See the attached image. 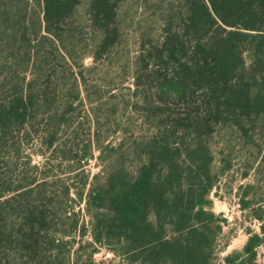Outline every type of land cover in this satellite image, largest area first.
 Listing matches in <instances>:
<instances>
[{
	"label": "trees",
	"instance_id": "1",
	"mask_svg": "<svg viewBox=\"0 0 264 264\" xmlns=\"http://www.w3.org/2000/svg\"><path fill=\"white\" fill-rule=\"evenodd\" d=\"M233 174L259 231L222 262L258 264L264 0H0V264H217Z\"/></svg>",
	"mask_w": 264,
	"mask_h": 264
},
{
	"label": "rangeland",
	"instance_id": "2",
	"mask_svg": "<svg viewBox=\"0 0 264 264\" xmlns=\"http://www.w3.org/2000/svg\"><path fill=\"white\" fill-rule=\"evenodd\" d=\"M136 47L132 48V53H135ZM246 61L248 62L250 60V56L248 54L245 55ZM83 63L85 65H90L92 63L91 58L87 57L84 59ZM126 84L130 85V82H127ZM130 113V111H128ZM127 113V114H128ZM126 114V116H127ZM220 143H213V148L216 156V164L217 160H219L220 154L218 153V149L221 148ZM36 145L34 144L32 147L28 148L25 150V153H28L31 159V162L36 165H41L42 162L44 161V157L40 155L39 153L35 152ZM93 156L89 159V161L84 165V170L85 172L89 175V179L100 170L102 167V163L99 161L97 158L98 156V151L93 150ZM62 170L64 171L66 167L61 166ZM73 173H65L62 174L63 178L68 179L69 177H72ZM252 180V175L250 177L241 180L238 178L237 174H233V178H228V179H223L221 183L219 184V187L215 190L218 191V195H214L213 192L211 194V199L213 201L212 208L214 212L216 213H222L223 216L226 218L227 223L225 224L223 228V233L218 239V244L221 246L222 243L225 241L228 243L227 246L221 250L218 251V255L215 259V262L217 264H223L222 258L224 255L227 253H230L234 250H241L242 246L244 245L248 234L246 232L247 228H250L251 230L258 232L259 231V222L250 219L244 215V212H241L238 204V196H237V187L240 183H245L247 181ZM73 181L76 186L79 184V178L77 177H72L68 179V182ZM88 187V186H87ZM86 187V188H87ZM261 192V189L258 190V193ZM71 197L74 199V193L72 191ZM71 207L73 208V211L77 213V216L79 217V221L84 223L85 225H88V215L85 210V205L84 201H71L70 202ZM71 238V237H70ZM74 242L73 245L71 246V251L70 255L71 258L74 260V250L78 247V240L79 236L77 235V232L74 233ZM82 241L83 240H88L91 241V237L89 234L86 233L83 237H81ZM105 252H110V249H108L105 246H100L97 251H95L92 255L93 261L95 264H98L100 262H104V264H107L109 262V259H113L114 262L119 261L118 257L115 255H111L112 257L109 258H104L103 254ZM257 262L258 264H264V245H260L257 248ZM80 257V264L81 261H83L86 257L84 252H79L78 254ZM73 262V261H72ZM74 264V263H72Z\"/></svg>",
	"mask_w": 264,
	"mask_h": 264
},
{
	"label": "built area",
	"instance_id": "3",
	"mask_svg": "<svg viewBox=\"0 0 264 264\" xmlns=\"http://www.w3.org/2000/svg\"><path fill=\"white\" fill-rule=\"evenodd\" d=\"M104 256V258L106 259V258H109V257H112L111 255H112V253H110V252H105L104 254H103Z\"/></svg>",
	"mask_w": 264,
	"mask_h": 264
}]
</instances>
